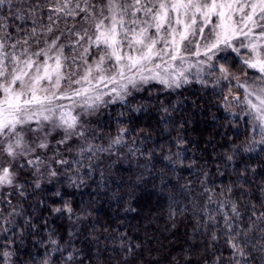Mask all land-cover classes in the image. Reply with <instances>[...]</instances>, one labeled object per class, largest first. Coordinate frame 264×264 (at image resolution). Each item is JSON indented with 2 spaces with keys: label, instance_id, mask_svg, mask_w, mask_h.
I'll return each instance as SVG.
<instances>
[{
  "label": "snow or ice",
  "instance_id": "6c2138e0",
  "mask_svg": "<svg viewBox=\"0 0 264 264\" xmlns=\"http://www.w3.org/2000/svg\"><path fill=\"white\" fill-rule=\"evenodd\" d=\"M44 3V15L33 19L37 8H42L39 0L27 8L0 0V158L4 161L0 188L23 189L17 179L24 168L35 177L36 188L45 176L49 182L67 180L78 187L80 168L91 167L84 160L108 150L89 142L84 117L102 105L125 103L152 82L164 90L193 82L208 87V78L213 87L228 82V95H222L224 107H238L239 113L229 114L244 119L252 134L249 144L243 149L234 146L233 151L251 152L255 145H264V0ZM233 53L241 66L239 74L227 64ZM53 133L60 137L54 145ZM123 135L119 133L112 144L122 143ZM184 143L178 140L177 147ZM72 151L77 158L66 159L65 153ZM176 160L180 161L179 153ZM205 192L211 203V190ZM19 195L25 194L21 190ZM215 203L214 214L207 207L204 210L206 223L223 225L233 264H256L257 256L264 261V211L251 205L245 222L238 202ZM261 203L264 206V200ZM52 211L71 217L73 209L65 204ZM21 215L22 209L15 206L0 207V264H21L17 242L23 245L26 235L16 221ZM52 236L43 244V254H30L32 264H54L52 257L63 252ZM41 243L34 241V246ZM76 255L68 252L62 264H71Z\"/></svg>",
  "mask_w": 264,
  "mask_h": 264
},
{
  "label": "trees",
  "instance_id": "16d2710c",
  "mask_svg": "<svg viewBox=\"0 0 264 264\" xmlns=\"http://www.w3.org/2000/svg\"><path fill=\"white\" fill-rule=\"evenodd\" d=\"M13 3L27 8L36 0ZM39 3L33 19L46 11L44 0ZM228 65L234 73L241 69L234 55ZM208 79V87L193 82L173 90L152 82L125 103L102 109L92 143L108 150L84 160L91 167L80 168L78 187L52 180L36 188L30 169L20 170L19 191L25 195L5 193L0 207L22 209L16 218L26 233L24 244L17 242L21 264H32L30 254L44 253L50 233L63 249L52 257L54 264L70 251L78 253L71 264H233L223 225L207 224L204 210L214 214L218 199L238 202L245 222L251 205L264 211V145L233 151L249 144L252 134L244 119L224 108L227 82L213 87ZM121 132L122 143L112 144ZM178 140L185 143L177 147ZM205 189L211 190V203ZM65 204L73 209L71 217L52 211ZM256 264L264 261L257 256Z\"/></svg>",
  "mask_w": 264,
  "mask_h": 264
},
{
  "label": "rangeland",
  "instance_id": "374dc122",
  "mask_svg": "<svg viewBox=\"0 0 264 264\" xmlns=\"http://www.w3.org/2000/svg\"><path fill=\"white\" fill-rule=\"evenodd\" d=\"M232 55H234L235 56V54H232ZM231 57V56H230ZM230 57L228 58V61H227V64L229 63V61H230ZM221 62H224V61H221ZM240 71H241V69L240 70H238V72H236V74H239L240 73ZM228 83V82H227ZM232 91L235 93L236 91H237V89L236 88H232ZM133 93H135V92H133ZM226 95H228V91H226ZM229 99H231V97H229ZM116 103H121V102H119V101H117ZM112 104H114V103H112ZM109 105H111V104H108L107 106H100L94 113H92L91 115H88V116H85L84 117V122H85V125H86V127L88 128V129H90V131L88 132V137H89V142L90 143H92L93 141H92V137H93V135L91 134L92 133V128H94V123L95 122H97V120H98V118H99V115H100V113H101V111H102V109H104V108H106V107H108ZM225 108V107H224ZM228 113H230V112H233V113H239L240 112V109L238 108V107H236L234 104H233V107H231L230 109H227L226 110ZM236 117H238V116H236ZM240 117V116H239ZM60 137L58 136V135H56L55 133H53V138H52V143H53V145L55 144V141L57 140V139H59ZM93 144V143H92ZM62 148H63V146H61ZM76 157V152L75 151H72V152H67V153H65V158L66 159H69V160H72L73 158H75ZM4 161H3V159L2 158H0V163H3ZM45 182H49V179H48V177L47 176H45V177H42V178H40V185L41 184H43V183H45ZM17 183L18 184H20L19 182H18V180H17ZM14 191H19L18 189H13V188H0V198H1V196L2 195H5V193H11V192H14Z\"/></svg>",
  "mask_w": 264,
  "mask_h": 264
}]
</instances>
